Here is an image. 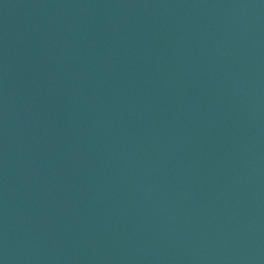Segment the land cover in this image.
Wrapping results in <instances>:
<instances>
[{"label": "water", "instance_id": "obj_1", "mask_svg": "<svg viewBox=\"0 0 264 264\" xmlns=\"http://www.w3.org/2000/svg\"><path fill=\"white\" fill-rule=\"evenodd\" d=\"M0 264H264V0H0Z\"/></svg>", "mask_w": 264, "mask_h": 264}]
</instances>
